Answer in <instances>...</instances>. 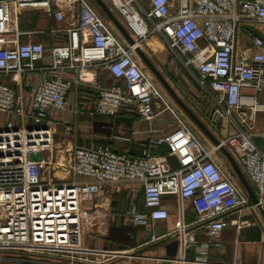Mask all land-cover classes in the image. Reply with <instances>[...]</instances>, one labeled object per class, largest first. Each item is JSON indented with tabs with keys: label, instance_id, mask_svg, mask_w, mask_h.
<instances>
[{
	"label": "built area",
	"instance_id": "obj_1",
	"mask_svg": "<svg viewBox=\"0 0 264 264\" xmlns=\"http://www.w3.org/2000/svg\"><path fill=\"white\" fill-rule=\"evenodd\" d=\"M106 2L137 43L159 36L173 58L194 74L207 92V106L212 105L211 123L215 127L219 122L220 127L224 122L231 124L220 141L264 209V122L262 131L257 130L259 116L264 115V0ZM26 9L44 10L57 22L74 21L65 31L67 42L52 48V62L44 66L47 73L31 88L28 101L0 81V114L8 118L0 125V254L55 258L71 264H108L130 256L127 250L87 247L82 237L84 222L92 214L87 204L107 184L138 182L146 212L136 208L126 212L132 224L148 228L168 220L164 197L173 195L180 201L179 220L169 235L180 237L188 228L182 203L190 201L196 212L194 224L207 237L191 263L214 264L207 249L226 228L256 225L231 215L259 210L219 163V149L198 138L183 112L142 66L134 47L90 0H0V75L33 72L45 56L43 44L20 40L17 19ZM70 71L75 79L67 76ZM106 73L113 81L110 86L99 81V75ZM75 80L98 90L95 114L111 117L135 108L142 120L152 121L169 113L173 131L134 155L119 153L107 142L76 147L70 177L46 179L45 170L53 161L50 110L71 109L67 99ZM16 116L28 117L33 125L17 127L12 119ZM63 125L66 136L77 131L70 120ZM162 145L167 154L152 153ZM39 152L42 160H30L31 153ZM169 158L177 160L178 170H172Z\"/></svg>",
	"mask_w": 264,
	"mask_h": 264
},
{
	"label": "crops",
	"instance_id": "obj_2",
	"mask_svg": "<svg viewBox=\"0 0 264 264\" xmlns=\"http://www.w3.org/2000/svg\"><path fill=\"white\" fill-rule=\"evenodd\" d=\"M73 21L69 18L63 22H57L47 12L40 9L23 10L17 19L21 32L20 40L22 42L31 40L43 44L45 56L37 64L35 71L23 75H0V81L11 85L24 97L25 101H28L31 88L37 86L47 73L43 70L44 66L52 62V48L67 42L68 35L65 31L72 25ZM12 37L13 35H9V38ZM159 40L163 41L157 35L151 36V39L147 41L148 47L154 48L158 45ZM173 60L180 61L178 58H173ZM94 74L95 72L92 71L91 75ZM106 75L100 74L99 81L104 86H110L113 81ZM67 76L75 79V73L72 71ZM97 97L98 90L93 85L83 84L75 80L67 100L71 109L75 108L77 113L73 114L71 109L62 113L53 109L50 110L49 128L50 133L53 134L54 150L57 153L56 158L52 161L55 168V175H53L55 178L66 179L70 177V165L73 150L76 147L92 148L98 143L107 142L119 153L134 155L141 153L152 140L162 139L173 131L171 122L168 123V129H165L162 123L157 121L161 116L152 121H144L139 117L135 108L111 117L97 115L94 113ZM206 100L207 98L205 99L207 107ZM27 113L28 115L32 113L31 107L28 108ZM12 119L17 127H31L33 125L28 117L16 116ZM7 120L8 118L4 114H0L1 126H4ZM64 120H70L76 124L77 131L73 135H65ZM217 135L221 139L220 137L225 138L228 134ZM166 150L167 147L162 145L157 150H153L152 153L162 155L165 154ZM172 160L178 165L175 158H169V162ZM218 161L243 189L232 168L229 170L225 167L219 155ZM60 163H63L64 166H61ZM45 178L53 179V177H46V170ZM179 203L180 201L176 196H165L164 205L170 212L168 220L157 222L148 228L134 226L126 212L133 208L140 212H146L142 186L138 182L107 184L102 192L87 204L86 210L92 214L84 222L83 244L101 250H127L129 252L130 256L111 260L108 264H162L165 257L171 261V264H180L179 260H184L185 263L183 264H192L191 261L198 256V251L206 244L207 237L205 231L194 224L196 212L190 201L182 203L183 222L188 226L187 231L180 237L169 235L175 230V224L179 220ZM254 216L255 219H253ZM230 218L249 220L256 222V225L245 227L242 230H237L234 226L226 228L216 241L208 247L209 261L214 264H264V214L260 210L245 209L240 213H233ZM112 231L119 234L124 233L131 244L120 247L117 240L110 238ZM84 235L90 236L91 242L96 243L97 241V246H88V238ZM153 238L157 240L153 241ZM175 241H179L176 250L172 247ZM174 252L176 255L170 257V254ZM3 257L0 255V264L6 262ZM50 260L71 264L68 261H60L55 258H50Z\"/></svg>",
	"mask_w": 264,
	"mask_h": 264
},
{
	"label": "rangeland",
	"instance_id": "obj_3",
	"mask_svg": "<svg viewBox=\"0 0 264 264\" xmlns=\"http://www.w3.org/2000/svg\"><path fill=\"white\" fill-rule=\"evenodd\" d=\"M90 2H91V5L100 14H102L100 9L97 7V5H95V3L92 0H90ZM114 14L122 22L121 17L115 11H114ZM102 16H104V15L102 14ZM256 31L257 32L260 31L262 33V29H256ZM150 39H151V37L148 38L147 41H149ZM147 41L143 42L141 44V48L146 52V54L150 57V59L154 62V64L161 71L163 76L168 80V82L178 92V94L183 98V100L189 105V107L197 114V116L208 126V128L217 137L219 136L217 134H220V135L221 134H228L229 131H230V128H229L228 125H231L230 123L224 122L222 127L218 128V127H215L211 123V121L209 122V116H207L208 107H206V102H205V99H206V96H207V92L205 90H203L197 84V82L195 81L194 74L189 72L183 66L181 61H178V60L175 61V60L172 59L170 64L168 65V68H165V64L167 62V56L170 55V52H169L167 46L165 45V43L163 41L161 42L159 40L158 41L159 43L157 42L158 45H156L154 48L150 49L148 47V45H147ZM155 52L157 53L156 55H155ZM150 75L152 76V74H150ZM191 77L194 79V81L191 79ZM153 79L164 90V88L160 85V83L154 77H153ZM164 92L166 93L165 90H164ZM168 97H169V95H168ZM171 101L174 103V101L172 99H171ZM184 116H185L186 121L188 122V125L190 126L192 131L198 136V138H200V140L202 142H204L206 145L213 146L212 143L201 132V130L185 114H184ZM157 121H158V123H162V125H163V127L165 129H168V123L172 122V118H171V115L169 113H165L163 116L158 118ZM263 122H264V115H260L259 116L258 128H257V130L259 132L262 131V129H263ZM220 138L223 139L224 137H220ZM259 143H261L260 140H259ZM54 149L55 148H54V145H53V152L50 153V156L53 159L56 158V154H57ZM46 155L48 156L49 153H47ZM219 157L222 158V160H223V162L225 164V167H227V168H229V170H231V167H230L228 161L223 157V155L220 152H219ZM170 165H171L172 170H174V171L179 169V165H177L176 162H174L173 160L170 162ZM54 169H55L54 168V164H53V162H51L46 168V177L55 178L53 176V175H55ZM253 219H255V216H254ZM84 237L88 238V242H87L88 246H92V245L93 246H97V241H96V243L95 242H91V239H90L91 237L90 236H88V235L85 236L84 235ZM106 248H108V247H106ZM0 255L4 256L3 259H6L5 264H21V263H23V264L24 263H31V264H66V263H60L58 261L50 260V258H47V257L21 256V255L6 254V253L5 254H0Z\"/></svg>",
	"mask_w": 264,
	"mask_h": 264
},
{
	"label": "water",
	"instance_id": "obj_4",
	"mask_svg": "<svg viewBox=\"0 0 264 264\" xmlns=\"http://www.w3.org/2000/svg\"><path fill=\"white\" fill-rule=\"evenodd\" d=\"M95 5L100 9L101 13L105 16V18L112 24V26L118 31V33L124 38V40L128 43L129 46L134 47L135 54L144 65V67L152 74V76L160 83V85L164 88L169 97L174 101V103L179 107V109L201 130V132L205 135V137L212 143V145L219 149V152L223 155V157L228 161L231 166L236 178L240 182L241 186L248 194L249 199L255 205H258L259 210L264 214V209L259 204V199L252 188L251 184L247 180L240 166L238 165L235 158L229 152V150L223 146L220 139L208 128V126L197 116V114L189 107V105L183 100V98L178 94V92L172 87V85L168 82V80L163 76L158 67L154 64V62L150 59V57L146 54V52L141 48V45L136 42V40L131 36L122 22L117 18L114 12L110 9L109 5L105 0H92ZM173 59V55L167 56V62L165 64V68H168L171 60ZM207 116L211 120L212 117V105L207 106ZM215 124L214 121H212ZM221 122L218 123V127H220ZM30 160L39 161L43 159V154L39 153H31L29 155ZM179 241H175L172 244L174 250L178 248ZM176 252L171 253L170 257H174ZM162 264H171V261L168 260L167 257L164 258Z\"/></svg>",
	"mask_w": 264,
	"mask_h": 264
},
{
	"label": "trees",
	"instance_id": "obj_5",
	"mask_svg": "<svg viewBox=\"0 0 264 264\" xmlns=\"http://www.w3.org/2000/svg\"><path fill=\"white\" fill-rule=\"evenodd\" d=\"M191 79L194 81V79L192 77H191ZM167 152L168 151L166 150L165 154H167ZM110 238L117 240L119 242L120 247H123V246L131 244L130 240L128 239V237L124 233H122V234L120 233L119 234V233H117L115 231H112V233L110 235Z\"/></svg>",
	"mask_w": 264,
	"mask_h": 264
}]
</instances>
